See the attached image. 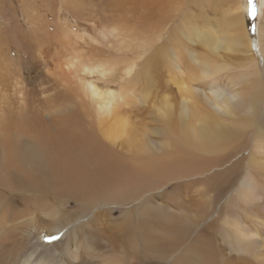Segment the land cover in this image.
Returning <instances> with one entry per match:
<instances>
[{
  "label": "bare ground",
  "instance_id": "bare-ground-1",
  "mask_svg": "<svg viewBox=\"0 0 264 264\" xmlns=\"http://www.w3.org/2000/svg\"><path fill=\"white\" fill-rule=\"evenodd\" d=\"M85 1L62 3L80 10ZM227 1L232 4L229 21L200 33L199 43L215 55L221 50L237 53L246 48L249 54L257 49L264 71V21L250 38L245 27L247 8L240 0ZM153 5L158 13L162 11L159 0ZM164 9L162 13L170 8ZM191 15H183V37L187 29H196ZM160 17L154 18L158 25L164 18ZM31 18L36 24L30 37L36 44L31 42L30 51H37L32 65L41 71L26 81L16 74L24 86L14 89L19 100L15 105L2 88L8 80L9 60L0 58V264H264V137L255 143L248 160L233 161L232 167L216 172L228 161L232 142L248 127L246 113L242 121L237 119L240 112L255 111L260 116L264 110V96L260 101L264 79L252 81L244 96L236 89L238 74L234 80L230 76L221 88L203 92L204 98L197 101L198 95L189 88L192 83L222 75L230 68L228 63L217 64L209 54L196 53L191 65H185L182 56L173 65L170 53L164 52L171 64V82L186 104L178 106L179 118L169 121L165 110L171 98L163 95V111L157 110L160 118L152 111L164 125L156 131L163 141L146 138L139 130L143 125L138 122L136 127L124 110L147 100L135 92V84L118 86V78L108 76L116 75L108 66L111 63L92 62L71 28L52 34L44 20ZM154 25L146 45L159 38V27ZM137 30L133 28L130 35ZM52 42L58 45L51 46L48 62L42 48ZM148 63L157 68V61ZM133 66H125L126 77ZM80 73H97L108 80L81 78L77 87L65 80L66 74L78 79ZM144 83L148 89L159 82L150 76ZM25 84L30 85L27 91ZM45 94H53L58 107L46 108ZM183 180H187L186 199L183 185L175 184L166 206L156 202L166 198L171 182ZM199 182L207 185V191L200 190ZM193 186L196 195L190 190ZM246 214L248 220L242 219Z\"/></svg>",
  "mask_w": 264,
  "mask_h": 264
},
{
  "label": "rangeland",
  "instance_id": "rangeland-1",
  "mask_svg": "<svg viewBox=\"0 0 264 264\" xmlns=\"http://www.w3.org/2000/svg\"><path fill=\"white\" fill-rule=\"evenodd\" d=\"M62 1L63 0H0V58L9 60V64L7 66L9 70L5 69V72L7 73L6 79L8 76V80L4 83L2 88L7 91V94H9V101L14 105L19 101L16 98L17 96L13 93L14 89L24 86V84L21 86L19 83L20 78H15L16 74H20L21 77L24 78V81H26L41 71L36 70V68L32 65V61L34 59L33 57H37V51H30V48L34 46L33 43L36 44V42L30 37L32 25L35 23L33 18H31L33 16L36 18L38 17L41 21L44 20L46 30L48 32H52V34L56 33V30L59 28H71L73 31L72 34L81 38V44L86 46L84 54L88 56L92 62L98 60L100 63L109 62L113 65L114 63L115 65L118 64L116 66L108 64L109 67H114L116 70V75L114 73H108V76H112L109 78H118V80H116L118 84H116L122 87L128 88L130 85L135 84V92L140 93L143 97H147L145 103L140 101L141 103L138 106H130L124 109L128 110L126 113H128L130 121L135 123V125L138 122V125H143L142 127L144 130H139H141L140 134L143 132V134H146V138L151 137L152 139L158 141L163 139L162 137L156 135V131L164 128L163 123L159 122L157 119V117L160 116L157 110L163 111L160 107L163 108L165 105L163 101L165 97L169 96L168 98H171L166 106L168 109L165 110V112L167 111L169 113V121L177 120L180 115V105H182V108L184 104H186L184 102V96L179 98L181 95L178 93V88H176L177 86L171 82L169 69L171 64L176 65L175 60L177 58L181 56L184 57V64L186 65L187 63V65H189L191 63V55L196 53L198 55H200V53L204 55L206 53L215 60L217 59V64H219V62H227L230 66L228 70L222 72V75L224 76L220 73L219 75L214 76L211 81L207 80L192 83L193 87L190 86L189 88L192 89L194 94L198 95V97H195L197 101H202L204 98L203 92L210 94L211 89L221 88L225 83H227L230 76L231 79L234 80V76L238 74V77L240 78V85H238L236 89L244 96L250 92V83L252 81L261 82L264 79L262 77L264 74L262 65H260V62L257 60V49H253L254 51L249 54H247L246 48H241L237 53L221 50L220 53L215 55L209 52L206 48L202 47L199 43L198 35L200 33L207 31V29L216 28L217 26L220 27L224 22L229 21L228 9L232 6V4L229 6L227 0H214L213 2L210 0L212 2L211 4L209 3V0H201L202 2L200 0H186L187 4H185V0H180L181 2H179V0H177L178 2L173 0L174 2H177V4L172 0H159L161 3L160 9L162 11H165L164 8H170L169 10H166L168 11L167 13H162L160 10L158 13V11L153 8V0H122L123 2L121 0H86L83 5L80 6L84 9L81 8L80 10H76L74 8L71 9L66 5L64 6ZM191 1H193L194 6L189 3ZM198 1L201 2H199L200 6H197ZM163 2L164 4L167 3V7L166 5H163ZM169 2L173 4V7L172 4L169 5ZM234 2L235 1H233V4L235 5L237 2ZM240 2L247 8V11L244 13L246 31L249 37L251 36L250 38H255L257 26L261 23V21H264V0H240ZM208 7L210 9H208ZM171 9L174 10L175 14L173 12H171L172 14L170 13ZM187 12L190 15L192 14L188 18H194L193 25L194 28H196L186 30L187 36L194 37L192 40H189L187 36L183 37V35H185L183 31L186 29V23L183 21V15ZM160 14L162 18L164 17V14L166 16L161 19L160 22L158 21L159 25L161 24L159 26L155 19L158 20ZM166 18H169L168 21ZM165 20L167 22H165ZM152 24H155L154 26L158 25L159 29L156 26L158 31L156 36H159V38L152 44L148 45L147 43L146 45L145 41L149 39V32ZM36 26H38V24ZM181 26H183V28ZM136 27H138L137 32L130 35L131 30ZM113 29H116L117 31L112 33ZM18 30H21V32L24 33L22 34ZM215 32L218 33V31ZM57 45L58 43L56 44V42H52L49 43V45H44V48H42L44 56L46 55L45 59L48 62H50L49 60L51 58L50 51H53V47L51 46L57 47ZM164 52L170 53L168 60L171 61V64L166 62V56L163 55ZM220 54L222 56H220ZM154 61H157V68L149 67L148 62ZM131 65H134L133 72L126 77L124 75L125 66L128 67ZM185 67V69L189 68V66ZM253 67H256L258 70H254ZM172 72L176 73V68H172ZM152 73H156L153 75L155 78L152 76ZM150 76L153 80H156V82L159 83H156L152 88L149 87L148 89H145L146 83H144V79ZM64 77L68 82H72V87H77L81 83L79 80L81 78L94 81L99 78H103L104 76L97 73L92 75L80 73L78 79H75L74 75L69 76L66 74ZM173 79L176 82L177 75H175ZM61 80L63 81L64 79ZM103 80H108V77L103 78ZM25 85V91L29 90L30 85ZM166 88L169 92L165 91L167 90ZM45 95L42 97L44 98L43 101H45L44 104H49L46 108L54 110L55 107H58L56 106L53 94H48L49 96ZM163 95H165V97ZM263 96L264 93L262 94L260 101ZM176 99H178V102ZM187 99L188 101H193L190 97ZM260 101L256 103V111L259 109L258 107ZM153 106L156 109H154ZM202 107L208 109L205 104H202ZM140 108L142 109L141 111ZM209 110L218 114V112L214 109ZM150 111H153L157 117ZM245 113V117L248 121V127L238 141L236 140L234 144L232 142L228 148V154L230 155L228 161L224 165L218 166L216 172H222L224 170V166H227V168L232 167L233 161H240L243 158L248 160L250 153L254 150L255 143L258 141L260 136L264 137V110L261 111L260 116H257L255 111L240 112V117L237 119L242 121ZM51 116L55 117L56 114ZM219 118L222 120L232 119L230 117H224L225 119H223L221 116ZM136 127L138 126L136 125ZM171 183L167 187L168 192L166 198L159 199V201H156L157 203L163 206H166L169 203L170 191L172 186L175 184L183 185L182 190L184 189V193L182 194L185 195V199L187 198L186 195L188 188L185 185L187 180L174 181ZM197 186L200 187L201 191H207V185L205 183L199 182ZM196 189L197 188H195V186L190 189L193 190L194 195L197 194ZM208 192L212 195L214 194V192ZM172 196L173 194H171V197ZM163 197L165 196L162 195L161 198ZM182 202L183 200L181 199L180 203ZM172 205L174 204L172 203ZM242 219L248 220L247 214L244 215Z\"/></svg>",
  "mask_w": 264,
  "mask_h": 264
}]
</instances>
